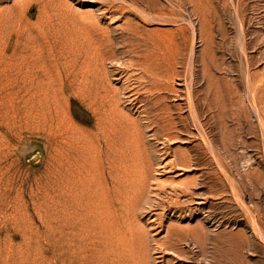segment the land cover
<instances>
[{
    "label": "rangeland",
    "instance_id": "obj_1",
    "mask_svg": "<svg viewBox=\"0 0 264 264\" xmlns=\"http://www.w3.org/2000/svg\"><path fill=\"white\" fill-rule=\"evenodd\" d=\"M0 264H264V0H0Z\"/></svg>",
    "mask_w": 264,
    "mask_h": 264
},
{
    "label": "bare ground",
    "instance_id": "obj_2",
    "mask_svg": "<svg viewBox=\"0 0 264 264\" xmlns=\"http://www.w3.org/2000/svg\"><path fill=\"white\" fill-rule=\"evenodd\" d=\"M189 103H191V102H189ZM192 107V106H191ZM194 111V110H193ZM176 161V160H175Z\"/></svg>",
    "mask_w": 264,
    "mask_h": 264
}]
</instances>
